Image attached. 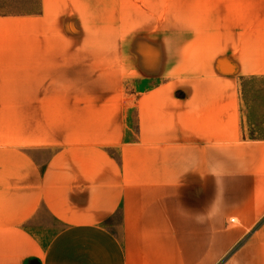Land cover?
I'll return each mask as SVG.
<instances>
[{
	"label": "crops",
	"instance_id": "obj_1",
	"mask_svg": "<svg viewBox=\"0 0 264 264\" xmlns=\"http://www.w3.org/2000/svg\"><path fill=\"white\" fill-rule=\"evenodd\" d=\"M261 77L264 0L0 16V264H264Z\"/></svg>",
	"mask_w": 264,
	"mask_h": 264
},
{
	"label": "rangeland",
	"instance_id": "obj_2",
	"mask_svg": "<svg viewBox=\"0 0 264 264\" xmlns=\"http://www.w3.org/2000/svg\"><path fill=\"white\" fill-rule=\"evenodd\" d=\"M39 2L40 0H0V16H16L37 12ZM15 43L11 40L12 46H16ZM110 44L112 43H106V45ZM155 82V79H133L125 83V88L127 91L139 90ZM241 87V97L247 105V109L249 108L248 103H255L247 113V119L249 121H256V124L253 123L254 126H249L251 128L249 134L264 138V77L241 80Z\"/></svg>",
	"mask_w": 264,
	"mask_h": 264
}]
</instances>
